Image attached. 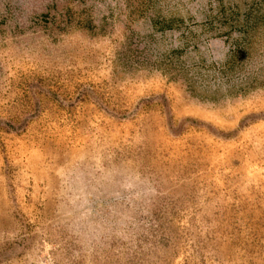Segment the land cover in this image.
Here are the masks:
<instances>
[{"label":"rangeland","instance_id":"374dc122","mask_svg":"<svg viewBox=\"0 0 264 264\" xmlns=\"http://www.w3.org/2000/svg\"><path fill=\"white\" fill-rule=\"evenodd\" d=\"M0 264H264V0H0Z\"/></svg>","mask_w":264,"mask_h":264}]
</instances>
